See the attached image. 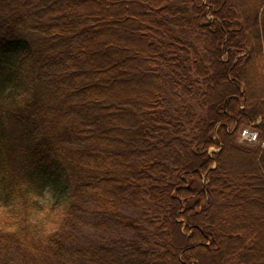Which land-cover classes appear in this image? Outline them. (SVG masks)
Returning <instances> with one entry per match:
<instances>
[{"label":"trees","instance_id":"obj_1","mask_svg":"<svg viewBox=\"0 0 264 264\" xmlns=\"http://www.w3.org/2000/svg\"><path fill=\"white\" fill-rule=\"evenodd\" d=\"M246 128L264 0H0V264H264Z\"/></svg>","mask_w":264,"mask_h":264},{"label":"built area","instance_id":"obj_2","mask_svg":"<svg viewBox=\"0 0 264 264\" xmlns=\"http://www.w3.org/2000/svg\"><path fill=\"white\" fill-rule=\"evenodd\" d=\"M258 132L252 129H244L241 133V142L246 144H256L259 142Z\"/></svg>","mask_w":264,"mask_h":264},{"label":"rangeland","instance_id":"obj_3","mask_svg":"<svg viewBox=\"0 0 264 264\" xmlns=\"http://www.w3.org/2000/svg\"><path fill=\"white\" fill-rule=\"evenodd\" d=\"M121 93L123 94V96H127V93L124 92V89H121ZM50 198H51V194L50 193H46L45 199L44 201H41V205L43 204V210L40 212L41 214L45 212H47V208L46 206L48 205L47 203H50Z\"/></svg>","mask_w":264,"mask_h":264}]
</instances>
